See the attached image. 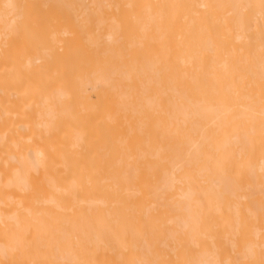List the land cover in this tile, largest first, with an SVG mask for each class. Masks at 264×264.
Returning <instances> with one entry per match:
<instances>
[{
    "label": "bare ground",
    "instance_id": "6f19581e",
    "mask_svg": "<svg viewBox=\"0 0 264 264\" xmlns=\"http://www.w3.org/2000/svg\"><path fill=\"white\" fill-rule=\"evenodd\" d=\"M0 264H264V0H1Z\"/></svg>",
    "mask_w": 264,
    "mask_h": 264
},
{
    "label": "rangeland",
    "instance_id": "374dc122",
    "mask_svg": "<svg viewBox=\"0 0 264 264\" xmlns=\"http://www.w3.org/2000/svg\"><path fill=\"white\" fill-rule=\"evenodd\" d=\"M1 1V0H0Z\"/></svg>",
    "mask_w": 264,
    "mask_h": 264
}]
</instances>
